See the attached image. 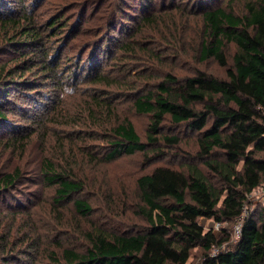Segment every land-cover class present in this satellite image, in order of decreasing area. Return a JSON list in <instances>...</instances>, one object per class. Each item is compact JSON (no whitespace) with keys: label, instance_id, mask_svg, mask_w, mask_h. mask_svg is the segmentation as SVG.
<instances>
[{"label":"rangeland","instance_id":"rangeland-1","mask_svg":"<svg viewBox=\"0 0 264 264\" xmlns=\"http://www.w3.org/2000/svg\"><path fill=\"white\" fill-rule=\"evenodd\" d=\"M214 1L242 15L261 0H0V65L6 72L19 67L5 74L9 96L0 101V181L17 177L10 188L0 183V264H53L52 255L85 252L96 229L144 226L135 208V182L156 167L197 165L223 188L198 157V133L179 129L169 118L160 133L179 135L178 148L163 144L112 164L103 160L112 129L122 120L147 142L152 118L133 104L158 93L168 75L178 82L199 71L226 77V68L213 58L202 62L199 54L207 37L201 6ZM235 52L234 44H225L228 68ZM45 161L84 183L73 200L86 201L91 214H79L72 200L54 202L56 187L46 184ZM112 189L121 195L115 203L107 199ZM248 201L244 216L260 212L264 184ZM241 222L202 220L218 240L229 239L222 250L238 241ZM218 252L215 247L210 255ZM204 254L195 248L187 264H204Z\"/></svg>","mask_w":264,"mask_h":264},{"label":"trees","instance_id":"trees-1","mask_svg":"<svg viewBox=\"0 0 264 264\" xmlns=\"http://www.w3.org/2000/svg\"><path fill=\"white\" fill-rule=\"evenodd\" d=\"M246 9V14L239 15L217 6L216 1L202 4L207 37L200 45V60L215 59L227 69L226 77L199 71L178 82L168 75L158 93L141 96L133 104L137 113L152 118L147 142L125 119L113 127L103 156L105 163L112 164L163 144L178 148L179 135L160 133L169 118L179 129L198 133V157L216 173L223 188L211 184L197 165L156 167L135 182V208L144 226L122 232L96 229L89 235L85 252L52 255L53 264H187L198 247L205 252L204 264H264V207L244 216L248 196L264 184V0L249 3ZM226 43L236 47L230 68L224 54ZM18 68L6 72L0 65L1 102L9 96L4 76ZM156 154L163 155L161 151ZM42 170L46 184L56 187L55 203L72 200L79 214H91L86 201L73 200L85 190L82 181L66 170H56L48 161ZM16 180L15 175H7L0 183L10 188ZM117 192L109 190L111 203L121 197ZM202 220L219 224L241 220L238 241L222 250L229 239L218 240ZM215 247L219 252L211 256Z\"/></svg>","mask_w":264,"mask_h":264},{"label":"built area","instance_id":"built-area-1","mask_svg":"<svg viewBox=\"0 0 264 264\" xmlns=\"http://www.w3.org/2000/svg\"><path fill=\"white\" fill-rule=\"evenodd\" d=\"M238 233H239V231H238Z\"/></svg>","mask_w":264,"mask_h":264}]
</instances>
